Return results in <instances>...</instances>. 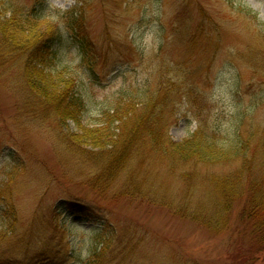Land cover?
Segmentation results:
<instances>
[{
  "label": "rangeland",
  "instance_id": "1",
  "mask_svg": "<svg viewBox=\"0 0 264 264\" xmlns=\"http://www.w3.org/2000/svg\"><path fill=\"white\" fill-rule=\"evenodd\" d=\"M75 3L0 0L4 10L42 9L35 29L55 36V80L83 103L79 124L59 125L55 105L44 112L50 118H33L21 64L0 76V192L8 186L18 212L12 230L0 213V253L20 256L17 239L28 230L29 244L68 242L90 258L101 249L94 229L108 223L134 233L137 242L129 256L115 251L114 242L102 256L104 264H249L237 256L230 231L214 235L144 199L99 197L85 182L84 173L93 167L81 173L77 159L64 158L69 153L61 142L79 125L104 124L106 115L125 118L149 110L176 142L197 131L215 133L224 147L230 140L247 139L253 146L264 139V0H86L84 31L99 56L93 66L65 27L72 9L80 7ZM12 153L27 166L13 182L7 174L15 164ZM68 192L87 205L85 216L66 209L51 214L49 206ZM38 229L42 240L34 239Z\"/></svg>",
  "mask_w": 264,
  "mask_h": 264
},
{
  "label": "trees",
  "instance_id": "2",
  "mask_svg": "<svg viewBox=\"0 0 264 264\" xmlns=\"http://www.w3.org/2000/svg\"><path fill=\"white\" fill-rule=\"evenodd\" d=\"M84 3L86 0H76L75 4H80L79 12L72 9L74 13L65 21V27L82 59L93 66L99 56L93 40L84 31L81 16ZM18 8L4 10L0 4V76L8 68L21 64L29 116L37 118L38 114L50 118L44 112L55 105L59 125L79 124L83 114L80 96L68 93L69 86H59L54 77L55 36L53 33L44 36L35 29L42 9L35 5ZM105 118L104 124L95 128L79 125V131L70 137L63 135L61 142L63 150L69 153L64 158L77 159L81 173L89 165L93 167L84 177L99 197L125 195L144 199L214 235L230 231L235 235L240 259L249 264L264 260L263 138L253 146L240 138L230 140L224 147L215 133L197 131L176 142L169 138L163 121L151 110L125 118L118 113ZM12 155L15 164L7 173L11 182L16 180L15 173L27 170L26 160ZM69 176L66 178L72 180ZM73 196L68 192L66 197H58L49 206L51 214L56 217L66 209L75 217L85 216L87 205ZM39 207L35 208V217L40 215ZM0 213L12 230L18 212L8 186L0 192ZM32 222L40 223V218ZM103 227L104 230L94 229L101 249L94 251L90 258H82L68 242L54 243L49 239L42 244H29L33 233L27 230L17 239V249L22 251L20 256L0 253V264H104L102 256L114 242L117 243L115 251L120 254L125 252L129 256L135 252L134 233H121L108 223ZM40 231L34 233V239L44 238Z\"/></svg>",
  "mask_w": 264,
  "mask_h": 264
}]
</instances>
